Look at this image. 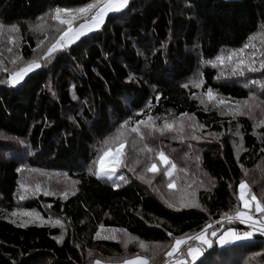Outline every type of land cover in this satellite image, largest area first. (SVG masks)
Masks as SVG:
<instances>
[{
  "label": "trees",
  "instance_id": "1",
  "mask_svg": "<svg viewBox=\"0 0 264 264\" xmlns=\"http://www.w3.org/2000/svg\"><path fill=\"white\" fill-rule=\"evenodd\" d=\"M94 2L0 0V264H122L135 256L170 264L165 252L176 237L231 227L224 219L240 208V181L264 201V0H129L45 57L67 28L52 19L54 10ZM90 20L81 15L73 27ZM218 55L223 64L205 62ZM240 57L255 59L258 71L234 74ZM32 61L41 67L9 83ZM245 101L259 107L234 114ZM149 116L173 130L140 125L143 138L130 131ZM126 120L124 179L97 177L98 158L118 146L110 138ZM160 151L176 165L171 177ZM151 163L155 173L146 170ZM146 173L151 184L141 178ZM185 193L199 204L177 206ZM245 259L264 264V234L214 240L189 264Z\"/></svg>",
  "mask_w": 264,
  "mask_h": 264
},
{
  "label": "snow or ice",
  "instance_id": "2",
  "mask_svg": "<svg viewBox=\"0 0 264 264\" xmlns=\"http://www.w3.org/2000/svg\"><path fill=\"white\" fill-rule=\"evenodd\" d=\"M129 5V0H95L94 3H88L84 7H80L78 9H69V8H56L54 10V15L52 16V19L59 22L60 25H67V28L63 29L61 31L60 39L57 40L55 43H53L48 49L47 52L44 53L45 57H49L52 53L56 52L58 49H61L64 47L66 42H71L73 40H78L80 37L85 35L86 31H92L94 28H99L105 21V17L108 16L109 13H120L122 10H124ZM81 15H90L91 21L87 25L81 24L78 28L73 27V22L77 20ZM5 26L3 24H0V30H2ZM39 27V26H37ZM10 28L15 31L18 30L16 25H10ZM249 44H245L244 48H248ZM243 52V49L240 50ZM253 55H255L253 53ZM229 62H232L233 60V53H229L227 57ZM208 64H212V66H216V62H219L220 64H223L225 62V58L222 55H218L215 58V62L211 59L205 61ZM256 60L252 59L248 62L245 61L243 57L238 58L235 61L236 67L233 69L234 74L243 75L245 69L251 72L258 71V69L255 67ZM41 63H38L36 61H32L27 65L26 68L21 69L19 72L12 73L9 77V83L12 85L18 84L24 77L26 72L32 71L34 68H40ZM260 68L264 69V59L260 61ZM249 83L255 85L259 82L253 80ZM187 87V85H185ZM195 86L199 87L200 83L199 81L195 82ZM248 84H245V87H247ZM261 86L264 87V83H261ZM207 99L209 101L215 99V94L213 92L212 88H208L206 93ZM157 100H159V95L156 97ZM250 99L255 102L257 97L253 93ZM204 103V101H201ZM218 103L220 105H225L227 102L224 100H219ZM259 107V105H256L254 103H249L248 101H245L243 105H240L233 109L234 114H244V115H251L253 108ZM247 109V111H245ZM130 121L126 120L124 121L121 126L120 130H118V133L115 137L110 138L113 142L117 143V147L112 154L111 163L109 168H105L102 160L103 157H99L98 159L101 161L100 167L96 170L94 173L97 175V177L100 176H107L108 178H111L116 173V169L120 167L122 164L125 163L124 157L125 152L123 149L125 148V143L123 140V131L126 129L129 125ZM261 124H264V120L260 121ZM140 125H144L146 128L149 129H155L159 132H164L165 129L171 131L173 130V124L165 122L163 127H157L156 123L153 121V118L149 116L147 120H137L135 122V126H132L130 128V131L132 133H135L137 135H141V129ZM192 127H195V125H190ZM202 127V126H201ZM179 131L184 130V124L183 122L180 123V127L178 129ZM105 143L107 144L108 141L106 140ZM147 148V145H145ZM111 151V149H109ZM109 151L104 152V156L109 155ZM148 151H151L149 148ZM157 156L159 160L165 164L170 165L171 169H175L176 165L170 161L167 155L163 151H160L157 153ZM149 172L155 173L157 171V164L151 163L150 166L146 169ZM89 171H92L90 168ZM169 177L172 176V171H168L166 173ZM121 179H124L121 177ZM22 188H25L26 185L21 184ZM169 188L175 187L174 183L168 184ZM239 196L240 200L242 201V210L238 209L235 211L233 215H228L226 218L231 221L233 219H237L240 221V223L247 224L249 226V229L247 231H244L242 234L238 233L236 229L234 228H228L222 235L219 237V243L220 244H227L234 240H243L247 239L253 236L254 232H260L264 234V201H261L257 198L255 194H250L249 192V185L245 181H240L239 183ZM36 190L39 191V185L36 186ZM45 194H49L45 192ZM250 196V198H249ZM24 197L21 196V199ZM179 206L180 207H194L197 206L191 199L187 198V194L181 195L179 199ZM253 206H254V212H253ZM169 207H176L175 204L169 203ZM254 213H258L259 215H255ZM26 215H30V213H26ZM59 223V221H57ZM102 227V226H101ZM210 227V226H209ZM99 235V233H97ZM169 236L172 235L171 232L168 233ZM217 233L213 231L211 233L212 237H215ZM105 239H116V236L111 237H104ZM190 240H195L199 242L200 246H191L189 245L187 248V256L191 258V261H195L203 252L202 246L211 247L213 241L208 237L206 230H202L199 232V234L191 236V237H176L174 243L171 245L170 250L165 252V256L172 257L176 253H183L181 252V246L188 243ZM141 248H146L147 246L143 243H141ZM95 264H101V261L96 260ZM122 264H149L148 259L143 256H135L132 259H125L123 260ZM167 264V262H166ZM174 264H189L188 261L183 259H178L174 262Z\"/></svg>",
  "mask_w": 264,
  "mask_h": 264
},
{
  "label": "rangeland",
  "instance_id": "3",
  "mask_svg": "<svg viewBox=\"0 0 264 264\" xmlns=\"http://www.w3.org/2000/svg\"><path fill=\"white\" fill-rule=\"evenodd\" d=\"M106 18H107V16L105 17V20H106ZM91 21V20H90ZM90 21H87V22H82V23H80L79 25H77L75 28H78L81 24H85V25H87L88 23H90ZM105 22V21H104ZM102 26V25H101ZM94 29H97V28H94ZM93 29V30H94ZM89 32H91V31H86L85 32V34H87V33H89ZM74 41H76V40H73V41H71V42H66V44H69V43H72V42H74ZM26 68V67H25ZM24 69V68H23ZM28 72H26L25 73V75L27 74ZM25 75H24V77H25ZM24 77H23V79H24ZM23 79L18 83V84H20L22 81H23ZM205 134V133H204ZM209 135H211L210 133H206L205 135H204V137H209ZM115 149L116 148H114V149H111V151H109V155L108 156H104V154L102 155V157H103V160H102V163H103V165H104V167L105 168H109L110 167V163H111V158H112V154L114 153V151H115ZM100 164H101V161H99V164H98V168L100 167ZM162 165L163 166H165V167H168L167 168V171H172L173 172V169H171V166L170 165H165V164H163L162 163ZM122 166V165H121ZM120 166V167H121ZM170 166V167H169ZM120 167H118L117 169H116V173H115V175H113L111 178H108L107 176H101V177H105V178H107V179H109V180H111V181H118V180H120L121 179V177H123L122 176V173H120V170H119V168ZM97 168V169H98ZM142 179H146L145 180V182L146 183H148V184H151V179H150V177L148 176V173H146V174H143V176L141 177ZM246 182V181H245ZM247 183V182H246ZM248 184V183H247ZM239 192H240V189H238V197H239V201H240V210H242V201L240 200V196H239ZM249 192H250V190H249ZM185 194H187V198H189V199H191L196 205H198L199 203H198V201H197V198L195 197V195L194 194H190V193H185ZM251 194V193H250ZM180 197L181 196H179V197H176L175 199H174V201L173 202H175V204L177 205V206H179V199H180ZM249 198H250V196H249ZM180 207V206H179ZM20 210V209H19ZM18 210V211H19ZM20 212V211H19ZM253 212H254V206H253ZM255 215H259L258 213H254ZM225 220V223L226 222H228L229 223V225H231V227H228V228H234V229H236L237 230V232L238 233H243L244 231H247L248 229H249V226L247 225V224H244L245 226H242V227H239V225H238V222H240L239 220H237V219H233V220H231V221H229L227 218H225L224 219ZM235 227H237V228H235ZM228 228H226L225 226H221V224H220V231L221 232H218L217 230H212L211 231V233L213 232V231H215L217 234L218 233H220V234H218V236H216V237H212L211 236V233L208 231L209 230V228L208 227H206L204 230H206V232H207V235H208V237L212 240V241H214V240H217V242L219 241V237H220V235H222ZM255 233V232H254ZM197 234H199V233H197ZM197 234H195V235H197ZM192 236H194V235H192ZM184 237H191V236H184ZM234 241H236V240H234ZM219 243V242H218ZM189 245H191V246H200L199 245V242L198 241H195V240H190V241H188V243L187 244H185V245H182L181 246V251L183 250V248H185V251L183 252V255H181L180 253H176V254H174L173 256H172V260L170 261V264H174V262L176 261V260H178V259H183V260H186V261H188L189 263L190 262H192L191 261V258L190 257H188L187 256V248H188V246ZM203 247V246H202ZM145 249L146 248H143V250L145 251ZM238 256V255H237ZM133 257H131V258H129V259H132ZM246 260L247 259H245L242 263H244L245 264V262H246ZM252 262H253V260H252ZM101 264H103V263H101Z\"/></svg>",
  "mask_w": 264,
  "mask_h": 264
},
{
  "label": "bare ground",
  "instance_id": "4",
  "mask_svg": "<svg viewBox=\"0 0 264 264\" xmlns=\"http://www.w3.org/2000/svg\"><path fill=\"white\" fill-rule=\"evenodd\" d=\"M258 92V91H257ZM238 115V114H237Z\"/></svg>",
  "mask_w": 264,
  "mask_h": 264
}]
</instances>
